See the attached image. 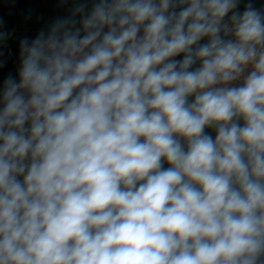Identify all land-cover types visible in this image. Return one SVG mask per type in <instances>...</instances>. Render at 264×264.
I'll use <instances>...</instances> for the list:
<instances>
[{
    "label": "clouds",
    "instance_id": "9594fccd",
    "mask_svg": "<svg viewBox=\"0 0 264 264\" xmlns=\"http://www.w3.org/2000/svg\"><path fill=\"white\" fill-rule=\"evenodd\" d=\"M241 3L93 0L20 40L0 264H264V4Z\"/></svg>",
    "mask_w": 264,
    "mask_h": 264
},
{
    "label": "crops",
    "instance_id": "0c3cea01",
    "mask_svg": "<svg viewBox=\"0 0 264 264\" xmlns=\"http://www.w3.org/2000/svg\"><path fill=\"white\" fill-rule=\"evenodd\" d=\"M93 0H0V30L12 33L9 40L0 44V61L4 66L0 67V87L3 80L9 75L17 76L19 67V43L20 40L27 37L32 39L41 30H47L52 22L57 18H66L71 15L72 8L79 3H87L90 10ZM248 0H242L240 10H243V4ZM256 7L260 8L264 0H253ZM79 19V17H77ZM206 39L201 43H206ZM183 53L176 57V60H182ZM199 61L192 66V69L199 67ZM195 96L189 97V102L194 101ZM207 134L215 139L214 129H206ZM163 167L166 169L169 165L165 162Z\"/></svg>",
    "mask_w": 264,
    "mask_h": 264
},
{
    "label": "built area",
    "instance_id": "2783aa9c",
    "mask_svg": "<svg viewBox=\"0 0 264 264\" xmlns=\"http://www.w3.org/2000/svg\"><path fill=\"white\" fill-rule=\"evenodd\" d=\"M177 57V56H176ZM176 57H174L173 59H176ZM241 123H242V121H241Z\"/></svg>",
    "mask_w": 264,
    "mask_h": 264
}]
</instances>
